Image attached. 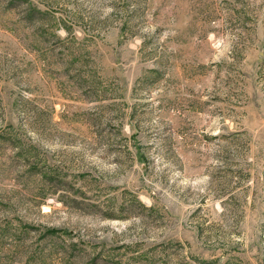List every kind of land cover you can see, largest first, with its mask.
I'll return each mask as SVG.
<instances>
[{"label": "rangeland", "instance_id": "1", "mask_svg": "<svg viewBox=\"0 0 264 264\" xmlns=\"http://www.w3.org/2000/svg\"><path fill=\"white\" fill-rule=\"evenodd\" d=\"M0 264H264V0H0Z\"/></svg>", "mask_w": 264, "mask_h": 264}, {"label": "trees", "instance_id": "2", "mask_svg": "<svg viewBox=\"0 0 264 264\" xmlns=\"http://www.w3.org/2000/svg\"><path fill=\"white\" fill-rule=\"evenodd\" d=\"M23 241H21V243L19 244V246H18V249H19V252H21V254H23L24 252H23V243H22Z\"/></svg>", "mask_w": 264, "mask_h": 264}]
</instances>
